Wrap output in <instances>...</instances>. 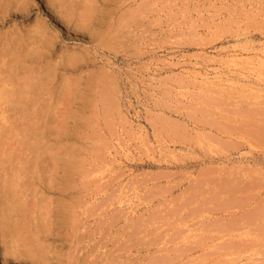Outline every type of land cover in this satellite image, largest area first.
<instances>
[{"label": "rangeland", "instance_id": "obj_1", "mask_svg": "<svg viewBox=\"0 0 264 264\" xmlns=\"http://www.w3.org/2000/svg\"><path fill=\"white\" fill-rule=\"evenodd\" d=\"M96 3L95 36L48 28L64 35L53 59L80 51L81 73L110 99L105 116L85 113L83 132L65 138L80 160L69 196L81 207L46 242L53 263L264 264V94H208L193 79L234 52L264 51V0ZM37 18L48 19L8 18L0 31Z\"/></svg>", "mask_w": 264, "mask_h": 264}, {"label": "bare ground", "instance_id": "obj_2", "mask_svg": "<svg viewBox=\"0 0 264 264\" xmlns=\"http://www.w3.org/2000/svg\"><path fill=\"white\" fill-rule=\"evenodd\" d=\"M97 7L96 0H40L39 4L34 0H0V26L8 18L25 20L33 12L48 18H37L21 29L12 26L0 31V255L5 264H54L52 249L46 242L58 236L81 207L69 196L80 160L71 155L65 138L83 132L81 119L84 121L85 113L95 117L102 110L105 116L103 109L110 99L104 87V91L100 89L101 79L96 81L81 73L88 61L80 51L61 52L53 59L54 42L64 35L59 29L55 37L48 36V28L73 26L77 37L95 36V27L90 25L95 24ZM221 67L224 69L194 77L199 81L196 87L191 85L194 81L188 85L208 94L223 90L247 92L250 99L264 94V51L234 52ZM78 70L80 73L73 76ZM109 84L106 81L104 85L112 86ZM97 101L101 102L100 109ZM119 153L115 149L114 154ZM123 154L128 156L129 149L125 148ZM112 170L113 165L109 172ZM61 257L67 258L63 254ZM71 259L63 260L68 264L76 261Z\"/></svg>", "mask_w": 264, "mask_h": 264}]
</instances>
